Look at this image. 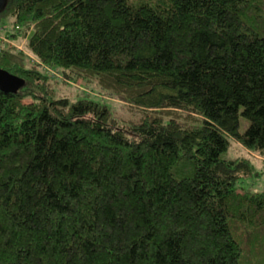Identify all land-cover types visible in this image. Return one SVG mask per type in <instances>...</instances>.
I'll list each match as a JSON object with an SVG mask.
<instances>
[{
    "label": "trees",
    "instance_id": "obj_1",
    "mask_svg": "<svg viewBox=\"0 0 264 264\" xmlns=\"http://www.w3.org/2000/svg\"><path fill=\"white\" fill-rule=\"evenodd\" d=\"M0 26L26 51L0 52V264H264V167L226 158H264V0H8Z\"/></svg>",
    "mask_w": 264,
    "mask_h": 264
},
{
    "label": "rangeland",
    "instance_id": "obj_2",
    "mask_svg": "<svg viewBox=\"0 0 264 264\" xmlns=\"http://www.w3.org/2000/svg\"><path fill=\"white\" fill-rule=\"evenodd\" d=\"M11 28L10 27H1L0 26V38H4L6 39V43L4 46H11L13 48H16V50H22L24 52H26L25 49V40L23 39H18L17 41H12L10 38H7L9 36V34H11ZM21 51V52H22ZM19 52V51H18ZM29 54V53H27ZM46 72V75L50 78H52V80L54 82H58V87H62L61 90L62 92H64L63 94H67V95H72L75 96L76 94V90L79 91H83L86 93H89L91 90L85 88V86L81 83V82H77L75 83L74 81H70L66 78H63L61 73L52 70L50 68H45L44 69ZM57 84V83H56ZM114 104H117L118 106H121L122 103L118 102L116 100H112ZM248 127V122L244 119H241V127H240V132L244 133L245 130ZM240 157H246V158H250L252 160V162L255 164V166L258 168V170H261L264 167V158L260 157L256 154H252V153H248L245 149H243L242 147H240L239 145L233 144L232 149L230 150L228 156H226L227 159H236V158H240ZM251 184H254V181L251 182Z\"/></svg>",
    "mask_w": 264,
    "mask_h": 264
},
{
    "label": "water",
    "instance_id": "obj_3",
    "mask_svg": "<svg viewBox=\"0 0 264 264\" xmlns=\"http://www.w3.org/2000/svg\"><path fill=\"white\" fill-rule=\"evenodd\" d=\"M8 0H0V15L4 12ZM24 86V81L18 77L0 70V91L5 94H16Z\"/></svg>",
    "mask_w": 264,
    "mask_h": 264
},
{
    "label": "built area",
    "instance_id": "obj_4",
    "mask_svg": "<svg viewBox=\"0 0 264 264\" xmlns=\"http://www.w3.org/2000/svg\"><path fill=\"white\" fill-rule=\"evenodd\" d=\"M5 43H6V39L0 38V52H1L2 47H4Z\"/></svg>",
    "mask_w": 264,
    "mask_h": 264
}]
</instances>
